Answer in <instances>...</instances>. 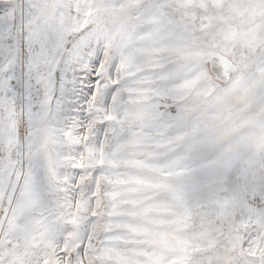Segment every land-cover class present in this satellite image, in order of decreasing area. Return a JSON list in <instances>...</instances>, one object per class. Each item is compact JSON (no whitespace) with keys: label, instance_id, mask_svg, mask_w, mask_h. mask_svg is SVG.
<instances>
[{"label":"snow or ice","instance_id":"1","mask_svg":"<svg viewBox=\"0 0 264 264\" xmlns=\"http://www.w3.org/2000/svg\"><path fill=\"white\" fill-rule=\"evenodd\" d=\"M0 264H264V0H0Z\"/></svg>","mask_w":264,"mask_h":264}]
</instances>
